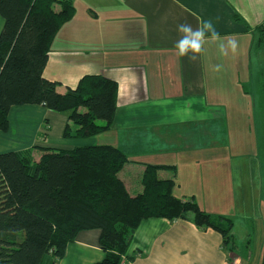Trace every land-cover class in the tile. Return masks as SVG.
I'll list each match as a JSON object with an SVG mask.
<instances>
[{
	"label": "crops",
	"instance_id": "0c3cea01",
	"mask_svg": "<svg viewBox=\"0 0 264 264\" xmlns=\"http://www.w3.org/2000/svg\"><path fill=\"white\" fill-rule=\"evenodd\" d=\"M74 4L75 15L57 33L44 70L46 78L59 83V92L75 88L86 74L115 80L119 86L117 110L113 125L105 132H116L114 145L130 161L139 162L132 158L138 155L137 144L142 149L153 145L151 152L160 154L161 160L167 159L163 153L173 149L175 142L174 155L184 154L197 162L225 161L224 153L227 157L230 151L215 143L218 130L214 122L227 113L223 104L230 100L223 101L215 91L228 86V77L237 87L240 66L251 75L256 70L264 72V44L260 50L254 49L257 29L264 28V0H74ZM201 20H211L225 40H237V54L221 56L216 44L206 43L195 62L178 56L174 47L179 39L177 25L188 23L196 28ZM3 26L0 15V33ZM217 64L222 65L220 72L213 70ZM259 83L255 77V87ZM258 88L262 95V87ZM68 117V112L42 105L12 107L9 129L0 133V153L101 143L99 136L105 132L89 138L65 137ZM181 140L189 142L182 145ZM166 142H172L167 149ZM146 163L160 162L136 164L139 177ZM125 168L121 177L129 192L137 194L142 182L132 190L131 172L125 176ZM175 187L176 196L190 197L189 190L176 193ZM100 234L98 228L80 231L59 264L101 262L106 253L99 244ZM226 247L223 236L214 229L199 228L189 220L151 217L139 224L122 264H242Z\"/></svg>",
	"mask_w": 264,
	"mask_h": 264
},
{
	"label": "trees",
	"instance_id": "16d2710c",
	"mask_svg": "<svg viewBox=\"0 0 264 264\" xmlns=\"http://www.w3.org/2000/svg\"><path fill=\"white\" fill-rule=\"evenodd\" d=\"M75 12L74 0H0V133L9 129L12 107L21 105L68 112V138L93 137L113 125L115 80L86 74L61 93L59 83L44 75L54 39ZM257 31L254 49L260 50L264 28ZM128 162L124 151L108 143L0 153V264H59L78 233L93 228L101 230L106 253L97 264H122L139 224L151 217L214 229L234 252L232 219L208 213L194 196L174 194V176L161 171L175 165L146 163L142 190L133 195L121 177Z\"/></svg>",
	"mask_w": 264,
	"mask_h": 264
},
{
	"label": "rangeland",
	"instance_id": "374dc122",
	"mask_svg": "<svg viewBox=\"0 0 264 264\" xmlns=\"http://www.w3.org/2000/svg\"><path fill=\"white\" fill-rule=\"evenodd\" d=\"M244 68L240 66L237 73L240 80L239 83L237 81V87H234L233 79L228 77L225 80L228 86L215 91L223 101L230 100L228 104H223L227 107V113L222 119L214 122L218 130L215 132L217 135L214 134L217 141L215 143L224 144L230 151L227 157L224 153V164L216 161L212 163L206 159L197 162L184 154L174 155L172 151L177 147L175 141V143L166 142V149L170 146L169 143L174 147L168 148L163 153L167 159L161 160L160 154L151 152L153 145L142 149L137 144L134 149L138 155L132 158H137L139 162H128L124 175L129 176V171L131 172V179L128 180L134 190L135 186L141 184L139 178L142 177V174L139 177L137 170L134 169L136 164L140 165L138 163L145 161L175 163L177 165L175 169L161 171L163 176H174L177 182L175 192L186 188L191 192L189 196H194L205 211L232 219L235 254L242 259V264H262L264 260V98L262 97L264 90L262 88L261 95L258 87H262L264 82L259 78L260 72L256 70L251 75L245 72ZM260 75L262 76L261 73ZM255 77L256 82H260L258 87H255ZM99 140L100 144L107 142L117 144L116 132L108 131L100 134ZM198 140L201 142L203 139L199 137ZM186 142L181 140L179 144L183 145ZM192 145L193 143H190V147ZM226 248L230 252L231 246Z\"/></svg>",
	"mask_w": 264,
	"mask_h": 264
},
{
	"label": "clouds",
	"instance_id": "9594fccd",
	"mask_svg": "<svg viewBox=\"0 0 264 264\" xmlns=\"http://www.w3.org/2000/svg\"><path fill=\"white\" fill-rule=\"evenodd\" d=\"M179 39L175 42L177 55L187 57L190 61L195 62L205 51L206 43L216 44L221 56H228L229 52L235 56L238 52V41L235 39L225 40L216 30L211 20H201L196 28L191 24L181 23L177 25ZM222 65L213 66L215 72H220Z\"/></svg>",
	"mask_w": 264,
	"mask_h": 264
}]
</instances>
